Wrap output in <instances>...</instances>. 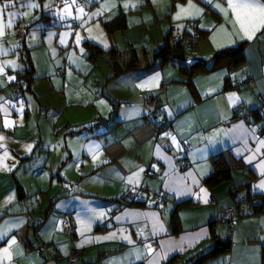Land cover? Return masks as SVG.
I'll return each instance as SVG.
<instances>
[{"label":"crops","instance_id":"crops-1","mask_svg":"<svg viewBox=\"0 0 264 264\" xmlns=\"http://www.w3.org/2000/svg\"><path fill=\"white\" fill-rule=\"evenodd\" d=\"M27 1L0 0V264H162L176 254L181 256L175 263L183 264L192 253L215 246L212 227L229 247L203 264H262L264 209L249 212L248 204L240 203L232 223L222 219L238 200L264 195V133L255 136L257 126L264 128V27L248 39L229 6L251 0H182L173 9L172 0H125L128 9L120 2L125 13L152 10L160 34L148 45L158 47L167 33L174 40L192 36L186 54L203 62L242 44L243 63L216 62L215 69L193 74L190 85L171 62L148 74L121 75L113 80L116 112L105 117L109 126L104 129L89 128L91 120L70 122L65 111L29 106L22 98L27 50L33 81L35 72L41 75L34 49L42 43L37 36L30 39V30L41 28L42 36L57 23L36 0L26 9ZM57 1L60 21L80 27L73 36L103 50L114 47L104 27L110 20L104 19L103 0ZM60 30L56 43L70 32ZM147 44L141 48L150 56L157 47L151 51ZM130 46L138 50L136 43ZM44 61L51 72L50 58L45 55ZM17 79L20 91L14 89ZM33 81L29 91L37 96ZM146 93L159 96L160 114L169 122L159 138L147 118ZM238 109L248 124L229 122ZM98 115L94 120L104 118ZM42 122L48 123L45 131ZM183 142L190 144L187 151ZM223 150L239 166L230 179L209 186L204 178L212 171L211 158ZM181 157L190 163L178 170L175 161ZM131 199L142 205H126ZM174 211L178 232L170 227ZM68 212L75 220L71 237L61 227ZM73 253L77 258L70 262Z\"/></svg>","mask_w":264,"mask_h":264},{"label":"rangeland","instance_id":"rangeland-1","mask_svg":"<svg viewBox=\"0 0 264 264\" xmlns=\"http://www.w3.org/2000/svg\"><path fill=\"white\" fill-rule=\"evenodd\" d=\"M66 1L67 0L63 3ZM36 2L38 4V9L51 18L55 17L57 23L56 27L48 25L49 28L44 31L45 33L42 36L38 35L40 34L39 30H41V28L30 30V39L34 41L33 38L37 36L42 43V45L34 49L36 50L37 65L41 71V75H38L39 72H35L36 78L33 81L36 85L34 86L36 87L35 93L37 96H34L29 90H25L21 94L23 95L22 98L24 100L25 98L28 99L29 106L36 105L45 108L46 104L47 107H51V109L59 113L65 111L64 114L69 118L70 122L86 123L89 120L96 122L94 120L95 116H93L95 113L100 114L97 117H107L112 110V102L115 101L113 95L117 88L113 80H107L112 73L109 66V62L111 61L109 51L104 50L101 55L98 53L95 59H90L88 57L89 54L87 56L84 55V52L90 51L87 42L80 39V37H76V35L73 36L74 28H79L78 30L80 31V27H73L71 24L69 25L68 21H66L67 24H63L64 22L60 21V17L63 13H59V2L57 0H36ZM120 2L128 9L125 0H103L102 2V6L107 8V15L104 17L105 20L114 18L118 20L121 18L119 17V13H122L125 16V18H123L124 21L127 23V26L129 25L126 28H114L110 33L114 48L118 49V51H123L127 49L131 43H136V48L139 50L148 42L155 43L151 40V37H153V40L157 39L160 33H158L156 29L157 22L152 18V10L148 9L150 7L145 9L143 8L145 6L140 4V8H143L142 11L129 10L125 13L119 10ZM29 3L28 0L26 2L27 5L25 4L26 9L31 7L28 5ZM142 18H144L145 23L141 22ZM133 22H138V24L131 25ZM67 29H69L70 32L66 33V31L65 36L62 33L59 37L60 40L56 43V32L59 30L65 31ZM168 30L169 29H167V31ZM172 33L177 36V30L172 31ZM162 43L163 42H161V44ZM156 47L155 44L148 45V49L151 51H154ZM190 47L191 46L186 45V48L189 49ZM45 55L51 60V72H46L49 71L47 69L50 67L44 61ZM171 64L179 66L181 62L173 61ZM44 72L47 74H42ZM65 82H67V84H65ZM36 102L39 104H35ZM46 124L47 126L43 125V122L41 124L44 131L48 128V123ZM50 126L53 127V124L51 125L50 123ZM60 126L61 125H55L57 128Z\"/></svg>","mask_w":264,"mask_h":264},{"label":"trees","instance_id":"trees-1","mask_svg":"<svg viewBox=\"0 0 264 264\" xmlns=\"http://www.w3.org/2000/svg\"><path fill=\"white\" fill-rule=\"evenodd\" d=\"M59 1H62V0H59ZM178 1H182V0H172V9L174 8L176 2ZM70 24L74 25L73 22H70ZM104 27L109 33H111L114 28H117V29L126 28V22L124 21L122 17L119 18L118 20L117 18H114L110 21L104 22ZM187 39L193 40V37L192 36L185 37L184 35L183 38L180 37L179 39L174 40V38L172 37V34L167 33L165 36L164 43L159 45L157 49L150 56L148 55L146 48H141L140 51H138L135 49V47L130 46L127 49H124L123 51H118V49L112 47L111 49L108 50L111 55L110 57L111 61L109 62V66L111 68L112 73L108 77L107 80H114L120 77L121 75L131 73V72H138V73L140 72L141 74H148L157 68L163 67L169 62L172 63L173 61H179L181 62V65H179V70L182 71L186 75V79L184 80V82L190 85L191 77L193 74H195L198 71L207 72V71L215 69V66L217 65L216 62H218L219 64L222 60L227 59L228 61L226 65L228 67H233V66L243 63V60H242L243 58L242 47L243 46L242 44H240L234 47H228V48L218 50L214 52L213 55L209 59L203 60V62L196 65L195 67H190L183 61V58L187 56L186 51L184 49V47H186L185 42L187 41ZM192 45H189V46H192ZM87 46L90 49L89 55H88L90 59H95L98 53L101 55L104 52L102 48L92 43L87 42ZM28 51L29 50H27L26 54L24 55L25 66L21 74V78L25 83V90L31 89V83L34 79V66L28 55L29 54ZM20 90L21 88L19 87V91ZM148 96L156 97L159 100V104L157 106V110H158L157 117H159V119L165 120V122H167L168 124L169 122L161 116L160 111H159V106L161 104L159 96L154 93H146L145 102L150 106L147 118L149 119L151 124L154 123L153 120L155 121L156 118L154 117H153L154 119L151 118L149 114L152 106L147 102ZM117 104L118 102L116 101L112 102V110L109 113V115L115 114ZM95 121L96 122H93V124H91L89 128L93 127V129H96L95 126L101 121H105L106 123L105 126L102 127V129L107 128V126H109L108 118L102 117V118H98ZM153 129H154V126H153ZM154 132H155V129H154ZM211 159H212V171L209 173L208 176H206V178H204V182L208 184L209 186H213L222 181L230 179L232 177V172L239 166L238 161L235 160L231 156L228 150L217 152L216 154L212 156ZM18 189L21 190V187L18 186ZM252 199H257V202L251 203ZM240 203L248 204L250 208L249 212H258L264 209V195L250 194V195L245 196L244 199L237 201L236 206H233L236 208V211L238 210ZM126 205L138 206V205H142V202L131 199V200L126 201ZM170 227H171L172 232H178L180 230L179 219L175 211L170 216ZM211 232H212V238L215 241V246L206 252L192 253L185 259V262L183 264H203L208 259L228 249L229 241L228 240L223 241L221 237H219L215 233V230L213 227L211 228ZM180 256L181 255L176 254L170 259H168L165 263L166 264H176L175 259L179 258ZM262 264H264V254H263Z\"/></svg>","mask_w":264,"mask_h":264},{"label":"built area","instance_id":"built-area-1","mask_svg":"<svg viewBox=\"0 0 264 264\" xmlns=\"http://www.w3.org/2000/svg\"><path fill=\"white\" fill-rule=\"evenodd\" d=\"M192 43H193V40L188 39V45H192ZM19 87H20V81H19V79H17L14 82V89L16 91H18ZM260 100H261V98H260ZM147 102L152 106L149 114H150L151 118H153V117L156 118L155 121L153 120L154 123H152V124H153L154 129H155V137L159 138L160 133L162 132L163 129H165L168 126L169 123L167 124V122H165V120L159 119V117H157V115H158L157 106L159 104V100L156 97L148 96ZM235 121H242L246 124L249 123L247 115L239 113V109L236 112V114H233V116H231V118L229 119V122H235ZM105 124H106L105 121H101L95 126V128L96 129L102 128L103 126H105ZM263 133H264V128L257 126L255 129V136L260 137ZM189 148H190V144L188 142H183V150L187 151ZM189 163L190 162L186 157H181L175 161V167L178 170H183L189 166ZM149 173L150 172H148V171L145 172V174H149ZM159 198L162 200L164 199L163 196H160ZM255 202H257V199H252L251 203H255ZM235 211H236L235 207H233V206L227 207L222 213V219L224 221H226L228 224L232 223ZM61 227H62L63 232L66 235H68L70 237L73 235L74 230H75V220H74L73 213L68 212L64 215V218H63L62 223H61ZM76 258H77V254L73 253L70 255L68 260L70 262H74L76 260ZM162 264H166V263L163 262Z\"/></svg>","mask_w":264,"mask_h":264},{"label":"snow or ice","instance_id":"snow-or-ice-1","mask_svg":"<svg viewBox=\"0 0 264 264\" xmlns=\"http://www.w3.org/2000/svg\"><path fill=\"white\" fill-rule=\"evenodd\" d=\"M229 6L234 10L237 22L240 23L241 30L248 39H252L253 34L260 27H264V4L260 3L259 0H251V2L237 4L230 2ZM198 13L199 10H197ZM242 16H246L248 19L245 20ZM261 187H264V184H261ZM11 243H15V241L13 240ZM7 251L8 249H4L5 253Z\"/></svg>","mask_w":264,"mask_h":264},{"label":"water","instance_id":"water-1","mask_svg":"<svg viewBox=\"0 0 264 264\" xmlns=\"http://www.w3.org/2000/svg\"><path fill=\"white\" fill-rule=\"evenodd\" d=\"M186 45L188 44V39L185 42ZM183 61L190 67H195L196 65L200 64L202 61L198 59L191 58L189 55L183 58Z\"/></svg>","mask_w":264,"mask_h":264}]
</instances>
